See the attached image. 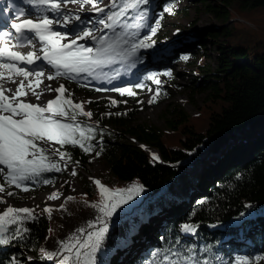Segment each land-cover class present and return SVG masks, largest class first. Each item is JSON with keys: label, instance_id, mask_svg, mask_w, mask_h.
I'll list each match as a JSON object with an SVG mask.
<instances>
[{"label": "trees", "instance_id": "obj_1", "mask_svg": "<svg viewBox=\"0 0 264 264\" xmlns=\"http://www.w3.org/2000/svg\"><path fill=\"white\" fill-rule=\"evenodd\" d=\"M234 1L199 0L212 16L227 23L204 31L190 29L188 33L190 38L198 39L196 47L203 59L199 65L204 67L203 75L196 78L190 89L192 101L197 91L205 92L204 103L196 117L175 106L167 119L168 128L161 130L148 123L132 125L134 112L128 110L94 112V122L88 118L80 120L82 115H79L77 121L81 122L82 128H95L93 138L87 141L94 145L93 150L84 152L79 145L72 144L60 147L61 152L71 157L64 158L75 164H83L89 161V154L99 152L97 156L106 162L114 184L138 179L156 201L139 221L132 222L127 239L117 236L115 245L110 246L115 255L116 247L120 249L132 239L128 232L151 217L149 224L142 223L143 237L151 244L150 250L127 258L126 263H120L119 258L112 256L113 264H146L152 251L167 248L177 237L182 244H195L197 249L212 245L214 252L229 261L239 255L264 254V0H237L235 9L232 7ZM181 2L159 0L156 11L149 13L151 20L158 15L178 14L182 11L177 7ZM169 4L174 8L173 13L164 12V7ZM236 15L242 18L236 19ZM162 17L158 19L159 23ZM137 33L134 42L147 36L146 43L150 46L154 35L149 28L142 27ZM220 36L224 39L220 40ZM205 38L212 41L216 51L213 66L206 61ZM75 88L90 92L88 87L76 85ZM115 124L121 125V130L113 128ZM172 135L176 136L173 141L168 137L172 138ZM140 143L155 148L159 159H154L151 151ZM182 170L186 171L185 182L175 185L173 192L164 193L168 182ZM50 174L42 173L39 183L46 184L43 181H49ZM0 183L14 186L8 185L2 177ZM81 195L87 199H101L99 187L88 180ZM129 206V202L122 203L116 211L125 215ZM33 210L34 218L9 229L10 234H14L12 230L17 227H26L30 231L24 233L23 240L14 239L8 245H0V264H15L16 261L19 264H60L65 255L70 256L66 264H74L75 253L64 251L61 244L57 251L59 255L52 260L43 256L41 244L50 223L44 218V212ZM154 212L156 214L152 215ZM159 216L165 220L157 228ZM114 219L115 213L105 217L107 224ZM185 222L198 224V234L181 233L179 226ZM91 223L96 230L102 226L96 220ZM90 231L86 230L82 236L69 233L60 241L72 236L84 241ZM99 249H105L102 242ZM30 254L40 257L43 263L31 262ZM83 260L81 258L80 264Z\"/></svg>", "mask_w": 264, "mask_h": 264}, {"label": "rangeland", "instance_id": "obj_2", "mask_svg": "<svg viewBox=\"0 0 264 264\" xmlns=\"http://www.w3.org/2000/svg\"><path fill=\"white\" fill-rule=\"evenodd\" d=\"M158 1L159 0H150V3L147 5L148 23L147 20L142 21L137 15V12L145 7L143 5H141L140 9L126 10L124 16L118 18V21L116 22L117 32L127 31L129 34L137 32L142 27L137 28L136 25L145 22L149 26H155L157 31L153 34L154 38H152L150 46L138 49L136 55L132 57L130 61H118L117 63L105 66L102 69L105 73V71L108 72L109 70L111 72L115 71L116 64H119V66L122 67L119 71L120 76L114 79L111 84L108 82L102 84L101 79H99L97 83H93L91 79L86 76H76L75 78L70 79L67 76L61 75L52 79V81L49 82V85L52 88H58L63 85L66 89L63 93L64 97L70 98L74 104H82L84 111L102 113L109 110H116L118 112H125L128 110L134 112L131 120L132 125L148 123L159 127L161 130H166L168 128L167 119L170 118L169 116L171 115L170 110L175 106L182 107L184 110L189 111L193 116L198 115L200 113V106L204 103L205 92L197 91L194 94L193 102L190 97V89L191 85L196 81V78L203 75L202 68L204 67H200L199 65L203 59L196 47L198 39L194 37L190 38L191 35L188 33L190 29L204 31L205 29H213L216 26H221L227 22H224L223 19L212 16L199 0H182V2L177 5L178 9L182 10L178 14L166 17L158 15V17L151 20L149 13L156 11ZM214 1L219 2L220 0ZM96 7L103 8L104 12L95 11L91 4L84 5L83 9L77 4H68L67 12L71 14L70 20L65 27L63 18L60 19V24H63V30L60 32L67 33L70 38L66 35V38L62 43H67L69 40L74 39L75 34L77 32H82L84 26L90 27L94 25L93 30L91 29L94 35L99 36L104 34L106 37L112 36L111 29L104 28L102 24L96 22L100 19H104L106 23H112L111 21H107L106 15H111L113 12H119L120 8L123 7L122 0H96ZM232 7L234 9L238 7L237 0L234 1ZM182 8L186 9L184 10ZM77 15L80 16L81 21H84V23L75 20ZM160 17H162V19H160L162 22L157 24L156 22ZM235 17L236 19L242 18L240 15H236ZM88 21H92L93 23H87ZM124 24L132 25V27L123 28L122 25ZM97 29L102 31H98ZM219 39L223 40L224 36H220ZM205 43L207 47V64L213 66L216 56L214 45L210 39L206 38ZM83 44L86 47L97 46L96 42L94 44H89V42ZM27 46H30L32 50L36 49L35 43L34 45L28 44ZM40 46L42 47L41 44ZM181 52L183 53V56L188 57L187 60L181 59ZM133 63L135 66H131ZM49 67V65L44 66L43 71L45 76L42 78L51 75L47 70ZM116 67H118V65ZM130 67L133 68V70H129ZM125 68L128 70H125ZM152 72L156 73L157 78L161 81L158 95V86L152 80L147 79V75ZM168 72H171V75H168ZM114 75H112V77ZM53 76H55V74ZM129 78H131V80L127 81L126 79ZM13 79L18 85L23 77L14 76ZM30 79L35 81L34 76L30 77ZM104 79H110V75H104ZM10 82L11 81L7 80V78L0 80V84H3L5 89H11ZM86 82L91 85H88ZM137 83H142L144 87H134ZM41 84L35 89L38 93L43 92L44 83L42 82ZM76 85L88 87L90 92L84 89H76ZM114 87H132L136 95H121L119 92L111 90ZM97 89L101 90L97 91ZM12 90L15 91V88ZM53 93L54 97L50 99H55V97L59 95V93ZM154 95H157V99L155 102L149 103V100H151ZM50 99L49 96L44 98L41 106H46L47 101ZM24 100L25 102L32 103L41 102L34 96L27 97ZM113 100L116 101L115 104L111 103ZM67 111L69 115L60 117V119L62 122L72 123L70 115V113H72L71 109L69 108ZM79 117L80 120L81 118H88L89 121H95V117L93 116L90 118L85 116ZM113 128L121 130V125L115 124L113 125ZM172 133L173 131L171 134ZM125 135L126 137H131L133 140L135 139L129 134ZM168 137L169 139H172V141L176 138L175 135H172V138L171 136ZM39 144L49 149L46 163L56 164L61 170L59 172L54 170L50 171L49 182L46 184H40L39 178L25 182L24 186L28 187V191H24L23 187L17 189L15 185L10 187L5 184L6 192L11 191L14 195L8 196L6 195V192L0 193V197H2V199H0V212L9 206L14 208H35L38 209L37 211L44 212V218L49 221L50 227L44 232L41 247L47 251L57 252L62 237L67 236L69 233L82 236L86 230L95 232L96 228H89V224L96 220L97 217L103 215L100 213L98 207H93L94 204H99L101 199L98 197H89L90 199H87V197L84 198L81 195L82 192H84L87 180L91 181L94 186H97L95 181L99 180L101 184L110 191H116L118 189L123 190L125 199H127L128 196L127 189L134 188L135 190L131 193L132 198L127 200L130 204L127 208L128 213L120 215L118 211L114 212L116 219L110 224H107L108 232L105 233L104 239L102 240L105 249H98L95 252V262L96 264H113L111 262V257L114 256V258H119L118 260L120 263H126L128 260L127 258H132L136 255H143L150 250L151 244L146 240V237H143L144 227L142 223L144 220L141 221L139 226L128 232L131 233L130 237H132V239L128 241L126 246L120 249L116 247L115 255L110 250V246L115 245L117 236L124 240L128 238V235L126 234L132 227V222L139 221L148 207H151L153 203L156 202L155 199L147 193L143 185L139 183L138 179L131 183L116 185L111 181L113 178L109 174L106 162L99 156L89 154V161H85L83 164H75L65 158L61 159L59 155L52 154L53 149H59L60 151L61 147V145L55 141H39ZM146 149L156 151L157 153V150L148 144H146ZM73 170H75V175L72 174ZM104 174H106V177ZM185 176L186 171H180L176 178L168 182L164 193L173 192L176 188L175 185L185 182ZM185 184L186 183H184V187ZM53 193L58 195V199H49ZM69 196L73 197V199L68 200L67 197ZM61 205H63V207H61ZM46 208L50 209V212L45 211ZM34 212L35 210H33V216ZM153 214L156 213L154 212L152 215ZM158 219L161 220L157 223V228H159L161 226L160 224L165 220L164 217L161 218V216H159ZM145 221L146 224H149V222L152 221V218L148 217ZM7 226L11 228L14 225ZM79 229H85V231L80 232ZM243 239L249 241L248 237L243 236ZM82 250L83 249H81V252ZM29 257L31 258V262L34 263H43L44 261L40 257H36L34 254H30ZM82 264H84V260Z\"/></svg>", "mask_w": 264, "mask_h": 264}, {"label": "snow or ice", "instance_id": "obj_3", "mask_svg": "<svg viewBox=\"0 0 264 264\" xmlns=\"http://www.w3.org/2000/svg\"><path fill=\"white\" fill-rule=\"evenodd\" d=\"M3 0H0L2 3ZM27 4H32L33 0H24ZM38 11H48L54 13L57 17H62L65 27L67 26L71 14L67 12L68 4H77L80 8L84 5L91 4L93 9L97 12H104L103 8L96 7V0H35ZM175 0H173V3ZM123 7L119 12H113L111 15H106V23L104 19H100L96 23L102 24L104 28L112 30V36L106 37L104 34L99 36L94 35L91 29L77 32L75 38L69 40L67 43H62L65 40L67 33H61L53 30L54 23H60L59 19H50L48 15H43L40 19H23L19 22H12L11 28L18 34L15 38L18 41L27 40L29 44L32 43L25 32L34 33L35 37L44 44L43 60L56 70L55 76L49 75V80L55 79L56 76H67L70 79L75 78L73 74L88 73L93 75L98 70L105 66H110L118 61H130L140 48L149 47L146 43L148 37L145 36L138 42H134L137 32L129 34L127 31L117 32L116 22L118 18L124 16L128 9H140L141 5L145 6L137 15L142 21H146L148 17L147 5L150 0H122ZM6 7L0 8V13L7 15L9 12H19L24 14L23 9L17 6L16 0H6ZM44 6H47L46 8ZM164 12L173 13L174 8L172 4L164 7ZM76 21H81L80 16L75 17ZM87 23H93L88 21ZM157 24L159 21L156 22ZM123 28H130L132 25L124 24ZM139 27H148L151 33H155L157 28L149 26L146 22L136 25ZM98 31H102L97 29ZM9 32H0V40H4L5 36H10ZM90 38L96 41V47H86L84 44H77V40ZM7 40H4L0 46V58H7L10 63H0V80L7 78L12 83H16L14 76L23 77L15 88L5 89L3 84H0V177L7 182L8 185H15L17 188L23 187L24 191H28V187L24 186L25 182L36 180L42 173L57 171L61 169L56 164L46 163L48 157L45 155L49 151L48 148L42 147L39 141H55L61 146L65 144L79 145L84 152L93 150L94 145L87 143L93 138L95 133L94 127L82 128L81 122L77 121V116L92 117L91 111H84L82 104H74L70 98H65L63 93L66 91L63 85L58 88H52L50 85L46 86L47 91L59 93L55 99L47 101L46 106H41L40 103L25 102L21 97H28L29 92L37 100H40L42 93H38L35 89L43 82L42 77L44 71L37 70L39 66L28 70L23 67H18L16 61L24 62L28 65H36V61L41 57L36 55L33 51H28L26 54L19 51H13ZM181 59L187 60V56H182ZM131 66H135L134 63ZM171 75V72L167 73ZM35 77V81L30 77ZM120 76L119 70H115V75L107 79L109 84L113 79ZM107 78V77H105ZM148 80H152L157 86V95L159 94V85L161 81L157 78V74L152 72L147 75ZM136 88H142V83L134 85ZM27 89V90H26ZM101 89H97L100 91ZM112 91L119 92L121 95L134 96L136 93L132 87H114ZM11 92L9 96L6 93ZM157 95H154L149 103L155 102ZM115 104L116 101H111ZM71 109V121L73 123L62 122L60 117L68 116L67 109ZM107 115H111L108 113ZM143 147V146H142ZM53 155H59L61 159L68 156L67 153L53 149ZM100 153L97 152V155ZM71 159L70 156H68ZM154 159H159L153 154ZM77 163H79L77 161ZM75 175V170H73ZM45 179L43 183H48ZM101 192V202L94 204L93 207H98L102 216L96 218V223L102 226L95 232L87 233V240L81 241L75 236L68 238L66 241H60L64 251L69 254L75 253L76 260L74 264H80L81 258L84 259V264H96L95 252L100 248L101 242L104 239L105 233L108 232V225L105 217H111L116 209L122 203H127V200L132 198L131 193L134 188L127 189V199L124 198L123 190L110 191L99 180L95 181ZM6 192L5 184L0 183V193ZM6 195L12 196L13 192L7 191ZM2 199V197H0ZM49 199H58V195L53 193ZM68 200L73 197H67ZM63 207V205H61ZM49 211L50 209H45ZM195 213H193L194 215ZM33 209L22 207L14 208L7 207L0 212V245H8L14 239H25L24 233L30 230L26 227H17L10 234V230L6 225H22L26 219H32ZM92 223L89 227H92ZM199 225L195 222H185L179 226L181 233L198 234ZM84 232L85 229H79ZM163 239V238H162ZM81 249H84L81 252ZM43 256L52 260L59 255L58 252H51L41 249ZM31 259V258H29ZM70 256L65 255L60 261V264H66ZM264 261V254H257L255 256H236L233 260H224V258L213 251L212 245L202 246L197 249L195 244H182L179 237H177L167 248H157L151 253V259L146 264H260ZM15 264H19L16 261Z\"/></svg>", "mask_w": 264, "mask_h": 264}, {"label": "bare ground", "instance_id": "obj_4", "mask_svg": "<svg viewBox=\"0 0 264 264\" xmlns=\"http://www.w3.org/2000/svg\"><path fill=\"white\" fill-rule=\"evenodd\" d=\"M98 3V2H97ZM27 7H29V9L30 10H32L33 11V14H32V17H40V15H39V13H38V11H36V8L35 7H31L32 5H28V4H25ZM93 26L94 25H92V26H90V27H88V26H84L83 27V30H87V29H92L93 30ZM82 30V31H83ZM29 36H31L33 39H36L37 40V38L35 37V35H34V33H29ZM72 36V35H71ZM67 37H69L68 35H67ZM70 38V37H69ZM34 40V43L36 44V49H34V50H32L33 52L34 51H38L40 48H41V46H40V44L42 45V46H44L43 45V42H41V41H39V40ZM85 42H89V44H94L96 41H93V40H91L90 38H84V39H80V40H78L77 41V44H83V43H85ZM22 48V47H21ZM30 50H31V48H30ZM158 50V49H157ZM24 52V51H23ZM49 72H50V74L51 75H54L55 74V72H56V70L54 69V68H52V67H49L48 69H47ZM45 76V75H44ZM43 80V92H42V95H41V97H40V100H38V101H43L44 100V98H47L48 96H49V99L50 98H53L54 97V93L52 92V91H47V89H46V86H48L49 85V82L50 81H52V80H49L47 77H44V78H42ZM10 84H11V89H13V88H16V86H17V84L16 83H12V82H10ZM42 85V84H41ZM27 90V89H26ZM7 94V93H6ZM8 95L9 96H11L12 95V93L11 92H8ZM32 95H31V92H29V96L28 97H31ZM27 98V97H26ZM25 97H21L20 99H26ZM33 98V97H32ZM34 100V99H33ZM31 101V100H30ZM35 101V100H34ZM37 102V101H36ZM38 103H40V102H38ZM151 151V150H150Z\"/></svg>", "mask_w": 264, "mask_h": 264}, {"label": "water", "instance_id": "obj_5", "mask_svg": "<svg viewBox=\"0 0 264 264\" xmlns=\"http://www.w3.org/2000/svg\"><path fill=\"white\" fill-rule=\"evenodd\" d=\"M141 146L145 147L146 148V145L144 143H140ZM152 155L155 154L156 156H158V153H156V151H151ZM6 227H8L10 229L9 226L6 225Z\"/></svg>", "mask_w": 264, "mask_h": 264}]
</instances>
